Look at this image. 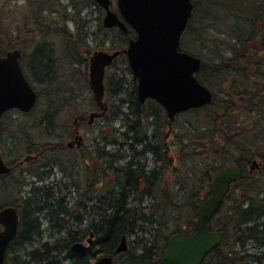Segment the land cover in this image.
Returning a JSON list of instances; mask_svg holds the SVG:
<instances>
[{
  "label": "trees",
  "instance_id": "obj_1",
  "mask_svg": "<svg viewBox=\"0 0 264 264\" xmlns=\"http://www.w3.org/2000/svg\"><path fill=\"white\" fill-rule=\"evenodd\" d=\"M69 1L71 7L63 5L65 12L61 22L55 23L46 18V39L32 44L29 68L34 81L43 89L41 95L37 91L42 106L27 115V118L32 116L28 123H16V137L20 138L18 141L23 146L16 149L13 158L25 149L30 152L48 145L59 147L58 143L67 133V130L59 132L60 115L64 108L76 106L79 100L76 88L88 89L87 67L91 53L95 48L98 50L108 44V34L112 30L105 29L100 18L99 28L96 26V30H91L92 22L87 24L79 15L77 0ZM197 1L192 0L194 14L181 45H185L190 54L202 58L198 80L212 90L217 87L222 96H214L209 106L178 116L184 119L173 141L174 152L184 171L180 176L176 171L174 192L169 193L161 187L163 172L167 170L161 146L162 130L167 120L159 108L152 104L141 106L138 102L136 83L130 76L125 59L120 56L112 67L116 71L106 76L109 84L105 86L109 100L119 94L123 96L118 98V110L115 111L110 104L105 125L106 128L112 126L114 119L111 111L121 119L122 124L106 134L107 140L102 139L101 147L94 146V160H103L105 155L108 161L110 189L107 194H96L91 201L93 206L90 204V208H85L83 212L97 250L90 252L92 256L90 253H69L68 243L82 235V232L76 233L72 226L75 223L81 225L82 215L73 216L78 211H71L72 206L65 202L66 197H72L68 187H40L33 189L31 195H25L26 175L12 174L0 178V208H17L20 219L15 241L19 242L18 245L29 246L38 240V247L14 254L12 264H90L95 256L112 254L122 236L128 238L129 244L137 243L142 250L138 254L131 253L128 260L124 259L125 264L153 263L164 249L169 233L187 235L193 232L197 205L209 193L211 176L226 164L240 163L241 157L250 158L251 154L260 151L257 147L264 148V129L258 133L254 129L251 140L247 142L243 140L245 123H241V117L234 114L235 102L238 99L247 100L244 122L253 117L256 121L253 112H257L256 117L264 121V96H261L260 90L254 89L258 86L259 74L248 71L253 64H264V51L259 52L264 49V0ZM208 2L214 6L204 10L203 4ZM68 8H77V12L71 13ZM69 21L73 23V29L69 27ZM116 32L114 35L118 44H126L133 36L132 31L127 36ZM109 39L113 43L112 35ZM91 42H96L93 49L89 48ZM195 44L196 48H191ZM119 60H122V66L118 64ZM76 76L81 78L77 84L74 81ZM29 80L34 83L30 76ZM261 80L264 81V78ZM41 97L44 99L42 102ZM178 118L173 127H177ZM252 123L247 124L249 129ZM240 125L243 127L239 132L236 126ZM152 127L156 129L158 146L156 137L155 141L152 140ZM139 145L143 146L139 152L142 158L137 157ZM147 152L154 156L157 169L148 170L150 160ZM151 172L156 173V178ZM34 174L38 177V170ZM255 185L258 184H250L243 175L234 185L235 190L228 197L242 203L231 202L230 206L222 207L213 220L214 228L222 230L224 237L203 264H264V206L253 203ZM146 196L151 200L148 207L142 204ZM170 198L178 199V204ZM243 202L257 207L251 210L245 206L247 209H244ZM183 206L188 209L184 210ZM179 214L186 216L183 225L173 222ZM219 217L223 222L219 221ZM41 220H47L53 228L50 240H40L43 237L39 230Z\"/></svg>",
  "mask_w": 264,
  "mask_h": 264
},
{
  "label": "water",
  "instance_id": "obj_2",
  "mask_svg": "<svg viewBox=\"0 0 264 264\" xmlns=\"http://www.w3.org/2000/svg\"><path fill=\"white\" fill-rule=\"evenodd\" d=\"M105 10V28L118 27L126 31L117 13L109 9V0H93ZM120 16L136 32V39L129 42L123 53L137 80V96L140 102L151 98L160 103L170 120L178 112L199 108L212 100V94L194 77L200 60L178 50L180 37L192 16L190 0H116ZM119 52L108 54L95 52L89 59V85L94 100L100 103L103 96L104 68L111 64ZM19 53H9L0 59V114L9 108L28 113L34 107L36 95L25 80L18 63ZM10 168L0 159V174ZM236 166H227L211 179V194L199 206L195 231L186 237L171 236L156 264H201L205 256L217 247L222 232H210L209 221L218 211L232 182L238 176ZM18 217L14 208L0 211V264L5 251L17 232ZM91 243V240H88ZM126 249L123 237L115 253ZM87 248L74 244L71 251L83 254ZM94 264H112L103 257Z\"/></svg>",
  "mask_w": 264,
  "mask_h": 264
},
{
  "label": "flooded vegetation",
  "instance_id": "obj_3",
  "mask_svg": "<svg viewBox=\"0 0 264 264\" xmlns=\"http://www.w3.org/2000/svg\"><path fill=\"white\" fill-rule=\"evenodd\" d=\"M61 2V1H60ZM8 3H12L18 6H21L24 10L20 17H15L14 19H10L4 16V8ZM50 3H53L50 0H1L0 2V58H4L9 53H13L15 50L19 51V64L21 68L24 66L25 59H28L33 53V42L41 41L46 39V30H45V22L47 18V8L51 6ZM93 3V2H92ZM56 13V10H55ZM23 47L28 49V52L25 53ZM264 49L259 50V52L263 53ZM26 71V70H25ZM249 72H257L259 75L257 76L259 80L258 85L264 87V81L261 79L264 78V64H253L248 69ZM26 78L29 81V75L26 74ZM252 84V82H250ZM92 96V95H91ZM137 97V96H136ZM214 98V96H213ZM93 97L90 100V111L88 114H80L74 116L72 119L71 127L66 131V137L59 142L58 146H45L43 149L39 150H31L29 152L28 149L23 150L17 157L13 158L15 163L10 162L6 159L5 155L3 154V150L0 148L1 157L6 165L11 167V172L3 175V177L11 176L14 173L22 172V175H26L24 182L26 183L24 188L25 195H31L33 189L36 188H44V187H55L59 186L58 188L68 187L70 192L72 193V197L70 199L66 197L65 202L69 203L72 208L71 211H78V214L73 215L75 217L81 216V225L75 223L73 229L78 232H82L81 236H76L74 241L68 243L69 253L74 255H80L76 252L71 251V247L74 244L81 243L85 244L88 248L83 255H87L88 253L92 252V245L87 243L89 239V235L92 233L89 224L86 222L87 220L84 218V210L85 208L89 207L90 204L93 203L91 201L94 200L96 194H107L108 190L110 189V176L109 172L107 171V164L108 161L105 159V155L102 157L103 160L98 159L97 161L94 160L95 158V147L93 145V135L91 132H84L80 133V126L84 123V127L93 126L95 121L99 120H106V115L109 113L107 108L106 112L102 116H97L94 118L90 117V114L96 113L100 114L102 111L94 106ZM138 100V98H137ZM247 100L241 101L238 99L234 104V114L235 116H240V122H244V113L247 110ZM139 102V101H138ZM150 104L154 105L156 108H159L160 112L166 118L167 122L165 123V131L163 132V143H162V152L163 157L166 158L168 165L171 166L172 159L171 154L173 147L168 145V140L172 133V124L168 122V117L165 109L159 105L157 102L153 100H146L141 106H150ZM19 111L16 109H7L3 111L0 115V135L1 139L5 136V134H9L14 130V118L15 114L22 115L18 113ZM248 112V113H252ZM257 114V112H255ZM182 114V113H181ZM254 114V112H253ZM25 115V114H23ZM180 115L177 114L175 118ZM174 122V121H173ZM155 125V124H154ZM153 126V124H152ZM153 128V127H152ZM155 128H153V141H155L156 137V146L158 139L157 133L155 132ZM90 139V140H89ZM88 141H90V145H88ZM142 147V148H141ZM143 149L142 145L137 147L138 153L141 152ZM258 150H264L262 147H257ZM108 150V147L106 148ZM254 152V150H253ZM147 158L151 156L153 158V163L149 164L148 170L158 168L157 164L155 163L154 156L147 152ZM145 155V154H144ZM250 158L241 157L242 160H239L240 163H235L239 168V175L236 181L231 185L230 189L235 190L234 185L238 181L241 175L245 176L250 184L256 183V178L254 175L262 174V182H264V153L259 154V151L250 155ZM150 162V161H149ZM156 168V169H157ZM18 170L17 172H15ZM38 170L39 176H34V172ZM2 178V176H0ZM155 183V182H154ZM231 192H229L230 194ZM240 195V194H239ZM261 196L259 192H254V196ZM93 199V200H92ZM262 205L264 206V196L262 197ZM226 200V198H225ZM224 200V201H225ZM90 202V203H89ZM224 203V202H223ZM222 203V204H223ZM17 210L15 206H11ZM90 208V207H89ZM18 213V211H17ZM19 213H18V223H19ZM19 225V224H18ZM19 227V226H18ZM3 228L0 226V230ZM211 229V228H210ZM40 232H50L53 230L51 228V224L46 220H41V225L39 227ZM83 232H89L87 236ZM18 233V228H17ZM16 233V235H17ZM17 237V236H16ZM125 238L126 241V249L120 253H114L115 249L113 250L112 254H107V257H112V264H125L123 261L119 260L118 258L121 255H126V259L128 260L131 256L133 250L129 246V240L126 236H122ZM85 238V239H84ZM120 239V240H121ZM13 239L8 247L6 248L5 256L3 259V264H10L12 261V255L14 254V247L18 245L19 242ZM36 240L35 242H37ZM41 243H44L42 241ZM118 245V244H117ZM38 247V245H37ZM91 255V253L89 254ZM94 258V257H93ZM92 258V259H93ZM94 260V259H93ZM91 260L89 263L93 261ZM14 264V263H13Z\"/></svg>",
  "mask_w": 264,
  "mask_h": 264
},
{
  "label": "rangeland",
  "instance_id": "obj_4",
  "mask_svg": "<svg viewBox=\"0 0 264 264\" xmlns=\"http://www.w3.org/2000/svg\"><path fill=\"white\" fill-rule=\"evenodd\" d=\"M50 1H52L53 3H50L51 6L46 11L47 12V18L51 19L55 23H57V22L59 23V21L61 22V20L63 19V15H64V12H65V9H64L63 5L67 4L68 6L71 7V3H70L69 0H50ZM195 1H197V0H195ZM0 2H1V0H0ZM77 2H78V6L77 7H78L79 15L82 18V21H84V22L86 21L87 24L92 22L93 26L91 27V30H93V29L96 30L97 28H99V26H98L99 18H100L101 24H102V18H103V11L101 10V8L98 9V6L95 3H92L91 1H88V0H77ZM201 2L203 3V0H201ZM110 6H111V9L115 11L116 10V0H111V5ZM212 6H214V4L210 5L209 2H208V4H203V9L204 10H210V7H212ZM68 9H69V11L71 13L74 12V11L77 12V10H75L77 8H75V9L74 8H68ZM23 10L24 9L21 6H18V5L12 4V3H8L6 5V7L4 8V16H6V17H8L10 19H14L15 17H20L22 15V13H23ZM54 10H56V13H54ZM48 11H50V12H48ZM68 25H69V27L71 29L74 28L73 23L71 21L68 22ZM96 26H98V27L95 28ZM114 34H117V32L115 30H112V32H110L108 34V40H107L108 44L104 45L103 47H99L97 49H105L107 51H113V50L118 49V48L119 49L120 48H125L126 44L124 42L120 43V44L116 43L117 42L116 41L117 37ZM111 35L114 37L113 43L109 39V37ZM97 42H99V41H97ZM95 45H96V42H91L89 44V48L93 49V48H95ZM195 46H196V44L195 45H191V48H196ZM185 48H186V46L184 45L183 46V50L186 51ZM23 49H24L25 53L28 52V49L26 47H23ZM94 50H96V48ZM121 61L122 60L118 61L119 65L121 64L120 63ZM122 64L120 66H122ZM115 65H116V62L114 63V65L112 67H114ZM29 66L30 65H29L28 59H25L24 68H25L26 72L29 74L31 80H33V82H34L33 85H34L35 89L41 95L43 89L40 86V84L37 85V83L34 81L33 76H31V74H30ZM112 67L110 68V70H108L106 76L108 74L111 75V72L116 71V69L112 68ZM63 70H65V68H63ZM130 76L132 77L131 74H130ZM79 80H81V78L76 76V80H74V81L77 84ZM105 84H107V85L109 84L108 83V79L105 80ZM124 84L128 85V83H124ZM262 88H264L263 85H262V87L259 86V85L258 86H254V89L260 90L261 96H264V93L262 92V90H264V89H262ZM75 90H76L77 95L79 96L78 97L79 100L76 103L75 107H71L70 109H66V108L63 109L62 114L60 115L61 118L59 119V125L61 126V128L59 129V132H61V133H63L65 130H68L71 127L72 119H73L74 116H77V115H80V114H85L86 115L90 111L89 103H90V100H91V94L88 91V89H83V88H79L78 89V88H76ZM81 91H83V92L80 93ZM221 92L222 91L218 90L217 87L214 90L215 96L217 95L218 98H220L222 96ZM122 96H123V94H119L118 97L112 98L111 100H109L110 104H113V108H114L115 111L118 110L117 107H116L119 104L118 98L122 97ZM42 101H44V99H42V97H41V102ZM41 106H42L41 103L38 104V106H37V108L35 110H39L40 109L39 107H41ZM254 115H255V120L256 121H253V119H254V117H253V118H249L245 122V130H243V132L246 135H245L243 140H245L247 142H249L251 140V133H253L254 129L256 130L257 133L264 129V121H263V119L256 117L257 114L255 112H254ZM111 116H112V120L114 119V121L111 122L112 126L109 125L106 128V125H105L106 121H104V120H99V121L96 120L94 125L90 126V127H84V123H82L83 125L80 126V133H83V131L84 132H88V133L91 132V134L93 135V138H94L93 145L96 147V144H97L99 147H101L102 139H104V141L107 140V135L106 134L108 132H110L111 130H113L114 128L120 127V125L122 124L121 119L119 117H118L119 118L118 119L114 115L113 111H111ZM27 117L28 116H20V115L15 114V118H14V122H13L14 123V130L12 132H10L9 134H7V135L5 134V136L2 138L1 145H2L3 154L6 153L4 155H5L6 159L8 161H10V162L15 163V160L13 159L14 152L16 151L17 148L23 146V143L21 141L19 143V141H18V139H20V138L16 137V123H18V122H26V123H28L32 116L30 118H27ZM183 119H184L183 117H179L178 118V120H177L178 125H177V127H173L172 128L171 136H170L169 140L167 141L168 145L173 147L172 153H170L171 154L170 157L172 159V167L170 169H168V170H166V169L164 170L163 175H162L163 179L161 180V187H162V189H166L169 193H173L174 189H175L173 187L175 184H173V183L176 181V177H175L176 171L178 172L179 176L184 171V166L181 167L180 160H178V157H177L176 153L174 152V149H175L174 142H175V139H176L175 136L178 133L179 126L181 124V120H183ZM249 122L250 123L253 122L252 123V127L250 129H249V127H247V124ZM143 125H145V123ZM236 127H238V131L240 132L242 130L243 126L240 125V126H236ZM164 131H165V127L162 130V133ZM151 132H152V129H151ZM96 141L99 142V143H95ZM87 144L90 145V141H88ZM18 152H19V149H18L17 153ZM263 153H264V150H260L259 151V154H263ZM137 157L142 158V156H140V153H137ZM149 160H150V164L153 163V158L151 156H149ZM262 166H264V165H262ZM17 171L18 170H16L15 172H17ZM22 172L23 171L17 172V173H14V174L22 176ZM261 177H262V174H259L258 176H257V174L254 175V178H256V183L258 184V185H255V188H256L255 192H259L260 195L263 197L264 196V182H262V178ZM253 188H254V186H253ZM252 194H253V197H255L254 196V192H252ZM252 194H251V196H252ZM261 196H260V198H261ZM170 199L175 204H178V199H174V200L172 198H170ZM228 201H229L228 204L227 205L225 204L224 208L230 206L231 202L232 203L233 202L237 203L238 205L240 203H242V202H240V200H234L231 197L228 198ZM150 202H151V200L149 199V197L146 196V197H144V200L142 201V204L145 207H148ZM183 208H184V210L188 209L185 206H183ZM179 215L180 216L175 218L173 220V222L174 223L176 222L178 225H183L184 224L183 220L186 218V216H183L182 214H179ZM219 221L223 222V220L220 217H219ZM51 233L52 232H42L43 237L40 240H50L51 239L50 238V234ZM170 234L171 233H169V235ZM86 236H87V234H86ZM33 240H35V239H33ZM130 241H132V240L130 239ZM229 241H230V239H228V242ZM37 245H38V242H35L33 245H29V246H28V244L16 245L14 247V249H13L14 250L13 253L14 254H20L21 250H22L21 251V253H22V252H24V249H26V250L29 249L30 250V248L32 249V247H37ZM129 246L131 247L133 252H136L135 254H138V253H140L142 251L137 246V243H135V242L130 243ZM92 250H97V249L94 246ZM13 255H12V257H13ZM93 255H95V251L93 252ZM91 256H92V254H91ZM96 257L97 256H95V258ZM125 258H126V255H122V256L120 255L119 258H118V261L119 260L123 261ZM10 264H12V263H10Z\"/></svg>",
  "mask_w": 264,
  "mask_h": 264
},
{
  "label": "bare ground",
  "instance_id": "obj_5",
  "mask_svg": "<svg viewBox=\"0 0 264 264\" xmlns=\"http://www.w3.org/2000/svg\"><path fill=\"white\" fill-rule=\"evenodd\" d=\"M153 129V128H152ZM152 134H153V131H152ZM142 148V147H141ZM159 164H162V163H159ZM165 164L166 165H168V162H167V160H165ZM158 166V165H157ZM152 173V172H151ZM152 175H154L155 176V178H156V173L155 172H153L152 173ZM229 198V197H228ZM260 199V200H259ZM253 200V203H262V199L260 198V196H255L254 197V199H252ZM252 203H250V202H244L243 203V206H242V208H244V209H251V210H253L254 208H256L257 206H255V205H251ZM245 206L247 207V208H245ZM243 210V209H242Z\"/></svg>",
  "mask_w": 264,
  "mask_h": 264
}]
</instances>
